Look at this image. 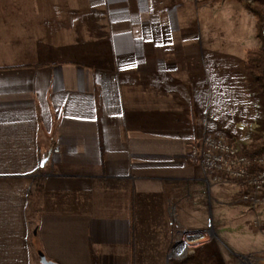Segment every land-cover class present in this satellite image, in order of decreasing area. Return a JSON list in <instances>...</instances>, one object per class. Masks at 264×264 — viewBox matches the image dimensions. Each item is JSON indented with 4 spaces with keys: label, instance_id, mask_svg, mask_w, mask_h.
<instances>
[{
    "label": "crops",
    "instance_id": "1",
    "mask_svg": "<svg viewBox=\"0 0 264 264\" xmlns=\"http://www.w3.org/2000/svg\"><path fill=\"white\" fill-rule=\"evenodd\" d=\"M195 6L0 0V264H41L39 251L132 264L150 222L166 247L170 212L210 222L189 152L206 128L227 130L215 111L242 106L249 64L237 30Z\"/></svg>",
    "mask_w": 264,
    "mask_h": 264
},
{
    "label": "rangeland",
    "instance_id": "2",
    "mask_svg": "<svg viewBox=\"0 0 264 264\" xmlns=\"http://www.w3.org/2000/svg\"><path fill=\"white\" fill-rule=\"evenodd\" d=\"M195 4L197 17L206 14L202 9L207 6L210 14L219 17L215 19L220 22L219 25L237 30L238 37L243 39L241 48L244 58L260 46L256 19L247 6L249 4L264 10V0H195ZM215 24L218 25L217 22ZM227 37L236 38V35L227 34ZM255 68L251 64L244 68L245 95L242 106L228 102L215 111L219 118L226 116L227 130L216 127L204 131L222 136L233 145L240 146L243 152L257 144L264 145V83L257 79L258 71ZM204 133L191 146L199 145ZM259 156L264 157V152ZM191 161L198 163L193 159ZM257 167L254 163L250 170L255 172ZM210 177L207 178L203 172V180L211 193L210 222L205 217V221L193 224L187 220L188 217L178 219L170 212L173 240L168 247L164 246L167 237L165 224L150 222L145 233L134 232L136 242L133 245L132 264H176V260L183 259L187 254H199L202 250L216 264H264V199L257 202L245 199L247 185L242 179L222 176L220 181H210ZM92 192L83 190L81 196L85 198Z\"/></svg>",
    "mask_w": 264,
    "mask_h": 264
},
{
    "label": "built area",
    "instance_id": "3",
    "mask_svg": "<svg viewBox=\"0 0 264 264\" xmlns=\"http://www.w3.org/2000/svg\"><path fill=\"white\" fill-rule=\"evenodd\" d=\"M201 143L191 146L189 159L198 161L210 181L222 176L244 180L247 185L245 199L257 202L264 199V157L252 158L240 146H235L222 136L204 133ZM55 148V151H58ZM258 165L257 171L250 170ZM262 164V165H261ZM252 172V173H251Z\"/></svg>",
    "mask_w": 264,
    "mask_h": 264
},
{
    "label": "trees",
    "instance_id": "4",
    "mask_svg": "<svg viewBox=\"0 0 264 264\" xmlns=\"http://www.w3.org/2000/svg\"><path fill=\"white\" fill-rule=\"evenodd\" d=\"M253 13L256 19V35L260 41V46L251 50L247 56V62L252 66L255 65V70L258 73L257 79L264 83V10L261 7L247 6ZM264 87V84H263ZM250 157L259 156L264 152V145L257 144L256 147L244 151ZM176 264H216L217 262L213 258H209L205 251H201L199 254H187L183 259L175 261Z\"/></svg>",
    "mask_w": 264,
    "mask_h": 264
},
{
    "label": "water",
    "instance_id": "5",
    "mask_svg": "<svg viewBox=\"0 0 264 264\" xmlns=\"http://www.w3.org/2000/svg\"><path fill=\"white\" fill-rule=\"evenodd\" d=\"M39 257H40L41 264H59L58 262L47 258L46 255L42 251H39Z\"/></svg>",
    "mask_w": 264,
    "mask_h": 264
}]
</instances>
